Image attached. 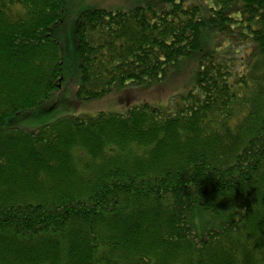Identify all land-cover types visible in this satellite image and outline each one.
<instances>
[{
  "label": "trees",
  "instance_id": "trees-1",
  "mask_svg": "<svg viewBox=\"0 0 264 264\" xmlns=\"http://www.w3.org/2000/svg\"><path fill=\"white\" fill-rule=\"evenodd\" d=\"M130 1L79 15L78 100L192 57L194 87L29 130L64 83L67 0H0V264H264V0Z\"/></svg>",
  "mask_w": 264,
  "mask_h": 264
},
{
  "label": "rangeland",
  "instance_id": "rangeland-1",
  "mask_svg": "<svg viewBox=\"0 0 264 264\" xmlns=\"http://www.w3.org/2000/svg\"><path fill=\"white\" fill-rule=\"evenodd\" d=\"M132 6L130 0H67L63 22L54 27L56 39L67 47L64 58V83L42 107L18 116L14 123L22 129L36 130L65 116H95L100 112L123 113L129 106L148 103L158 107L173 105L176 98L194 87L198 60L181 59L162 82L143 86L116 89L109 96L79 101L77 98L79 59L76 53V23L79 15L89 9H106L116 12ZM197 61H196V60Z\"/></svg>",
  "mask_w": 264,
  "mask_h": 264
},
{
  "label": "clouds",
  "instance_id": "clouds-1",
  "mask_svg": "<svg viewBox=\"0 0 264 264\" xmlns=\"http://www.w3.org/2000/svg\"><path fill=\"white\" fill-rule=\"evenodd\" d=\"M13 12L15 13H20L22 15L26 14L27 13V8L24 6L23 3H16L14 6H13Z\"/></svg>",
  "mask_w": 264,
  "mask_h": 264
}]
</instances>
